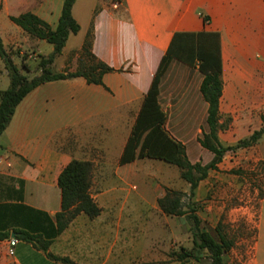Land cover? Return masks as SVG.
<instances>
[{
	"label": "crops",
	"instance_id": "crops-1",
	"mask_svg": "<svg viewBox=\"0 0 264 264\" xmlns=\"http://www.w3.org/2000/svg\"><path fill=\"white\" fill-rule=\"evenodd\" d=\"M116 1H121L118 8ZM0 4V37L6 49L23 35L34 48L32 56L53 52L51 48L42 53L47 42L31 38L10 18L33 13L55 29L64 0H0ZM73 16L80 31L70 35L55 61L62 60L55 72L78 70L88 39L91 53L115 72L104 75L103 85L89 84L83 77L46 83L16 109L0 140V232L9 234L0 240V264H64L48 254L73 264L145 261L148 223L134 214H145L149 206L156 209L166 189L174 190L182 182L177 166L138 158L139 148L130 146L164 58L168 63L159 82L160 114L167 118L166 131L186 147L192 163L201 161L191 158V150L214 157L199 142L209 132V105L201 92L202 54L217 52L221 62L222 145L233 147L264 126V0H77ZM9 85L0 58V90ZM199 118L206 124L197 129ZM172 119H183L185 124L171 125ZM192 119L196 122L190 128ZM261 145L260 140L256 146ZM74 160L92 163L91 196L102 211L93 219L80 214L58 234L59 177ZM134 182L142 190L134 186L138 190L132 195L126 187ZM213 198L211 214L224 212L225 203L215 206ZM24 231L37 241L17 238ZM11 239L18 241L13 257L8 255ZM46 243H50L47 252L37 247Z\"/></svg>",
	"mask_w": 264,
	"mask_h": 264
},
{
	"label": "trees",
	"instance_id": "trees-1",
	"mask_svg": "<svg viewBox=\"0 0 264 264\" xmlns=\"http://www.w3.org/2000/svg\"><path fill=\"white\" fill-rule=\"evenodd\" d=\"M77 0H64V5L59 23L53 29L46 21L33 13H24L10 20L20 27L31 38L46 41L53 45V52L46 56L39 54L37 67H32L28 61L18 65L14 59V53L9 52L0 37V58L4 63L5 73L10 79V86L6 90H0V140L10 125L18 106L36 88L49 82L83 77L89 84L103 85L105 74L115 72L99 61L91 53L89 39L83 47L84 62L78 70L72 72H55L53 65L63 53L71 34H78L80 25L73 16V8ZM3 5L0 4V12ZM218 39V35L216 36ZM212 48V44L210 45ZM215 50H217L215 48ZM202 73L205 75L201 85V92L209 105L207 125L209 132L199 139L201 146L213 154L210 163L203 165L201 162L192 163L187 155L186 147L169 136L165 129L166 117L160 114L158 103L159 82L168 60L163 59L152 87L145 97L144 104L137 123L134 126L130 146L140 150L138 158H149L165 161L177 166L181 172V178L190 185V193L166 189L165 195L158 200L161 211L172 217H187L190 221L192 235V247L181 248L179 252H170L168 263L196 262L199 264H226L225 256L229 254L235 241L230 236L223 223H219L212 232L203 227V222L196 215V191L200 184L206 180L211 171H217L226 154L236 149H248L256 146L264 136V126L255 131L249 138L240 141L236 146L226 147L219 140L218 132L222 129L220 124V100L223 93L222 69L218 53L202 54ZM25 60V59H24ZM1 148V145H0ZM93 165L90 162L74 160L65 167L59 177V187L62 194V209L56 216L57 233L64 232L80 214L89 218H96L101 214V209L91 196ZM191 202L189 209H185L184 197ZM195 204V205H194ZM9 234L0 232V240L8 239ZM20 240L34 243L37 241L28 232H20L17 235ZM50 243L37 246L47 252ZM48 256L64 264H73L69 259H62L51 254ZM143 264V263H136Z\"/></svg>",
	"mask_w": 264,
	"mask_h": 264
},
{
	"label": "rangeland",
	"instance_id": "rangeland-1",
	"mask_svg": "<svg viewBox=\"0 0 264 264\" xmlns=\"http://www.w3.org/2000/svg\"><path fill=\"white\" fill-rule=\"evenodd\" d=\"M24 39L25 37L20 35L16 38L17 41L15 40L7 46V50L14 53V59L18 65L21 66L23 61H30L31 63H29L35 68L38 65L39 54L32 56L35 54L32 51L34 48H30ZM51 48H54L53 45L46 43L41 52L48 54ZM30 56H32L31 60ZM61 64L62 60L60 59L53 66V70H60ZM176 120L178 119H174V121L172 119L171 125L178 124L182 128L185 124L182 122L183 119H179L178 122ZM195 122L193 120L190 123V128ZM204 124H206L205 120L199 118L196 128H202ZM261 143L260 147L228 152L223 159L221 169L212 172V175L202 182L198 196L193 199L196 202V205L194 204L197 208L196 215L201 219L206 230L214 235V228L221 220L234 239L233 250L225 256L226 264H254V261L258 259L264 260V136ZM191 152L193 154L191 158L196 157V160H200L203 165L212 161V158L208 156L210 153L200 154L194 150ZM175 169L178 171L177 167ZM134 186H138L139 192H141V185L137 182L126 188L127 190L131 189L132 195H134L138 190L136 187L132 189ZM174 190L188 195L190 186L182 180L180 185H175ZM211 197H214L215 206L220 207L225 203L224 212L218 211L211 214L209 210ZM133 198L135 204L136 199ZM184 205L186 210L191 205L187 196L184 197ZM134 217L148 223V229L144 233L148 234L149 252L145 261L133 264H174L167 262L170 252H179L183 247L188 249L192 247L191 224L186 216H167L158 206L156 209L149 206L148 212L134 214ZM185 264L199 263L192 261Z\"/></svg>",
	"mask_w": 264,
	"mask_h": 264
},
{
	"label": "built area",
	"instance_id": "built-area-1",
	"mask_svg": "<svg viewBox=\"0 0 264 264\" xmlns=\"http://www.w3.org/2000/svg\"><path fill=\"white\" fill-rule=\"evenodd\" d=\"M121 5V1H116L114 2V7L118 8ZM18 241L16 239H11L9 243V250H8V255L10 257L15 256V246L17 245Z\"/></svg>",
	"mask_w": 264,
	"mask_h": 264
}]
</instances>
